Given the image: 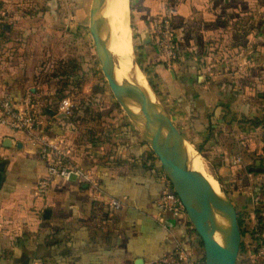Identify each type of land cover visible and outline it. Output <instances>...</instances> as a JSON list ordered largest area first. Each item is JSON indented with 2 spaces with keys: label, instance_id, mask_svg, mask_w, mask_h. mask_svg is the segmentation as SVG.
I'll return each instance as SVG.
<instances>
[{
  "label": "crops",
  "instance_id": "1",
  "mask_svg": "<svg viewBox=\"0 0 264 264\" xmlns=\"http://www.w3.org/2000/svg\"><path fill=\"white\" fill-rule=\"evenodd\" d=\"M130 2L154 95L215 177L231 180L225 189L246 207L249 221L241 216L250 230L254 217L264 221V171L249 170L264 166L248 140L249 133L264 131L248 122L264 118V0ZM91 5L92 0H0L8 21L0 36V96L12 94L22 103L30 92L46 138L69 149L74 163L93 168L99 178L98 189L55 181L48 194H41L40 145L0 127V166L5 168L0 264H157L184 240L204 261L187 217L160 212L167 176L157 157L124 112L99 111L103 101L113 105L116 99L104 88L89 32ZM166 19L179 47L173 69L165 67L157 49L156 24ZM64 100H75L76 109L60 110ZM47 109L68 111L75 125L97 112L117 116L106 120L116 124L92 137L78 126L76 133H65ZM111 200L121 208L114 209ZM243 243L247 256L242 252L238 264H258L249 233Z\"/></svg>",
  "mask_w": 264,
  "mask_h": 264
},
{
  "label": "water",
  "instance_id": "2",
  "mask_svg": "<svg viewBox=\"0 0 264 264\" xmlns=\"http://www.w3.org/2000/svg\"><path fill=\"white\" fill-rule=\"evenodd\" d=\"M105 2L106 0H92L89 32L101 71L111 93L136 128L138 134L157 157L164 173L171 181L173 190L180 199L186 216L203 245L204 264H237L243 243L237 207L227 196L226 189L220 182L225 193L224 196L217 194L206 180L182 163L181 156L186 144L184 137L164 109V116L161 118L148 116L146 110L147 91L140 83L136 71L132 70L131 74L128 75V79L117 80L116 62L109 58L107 54L108 31L103 15ZM47 113L57 119L58 127L65 133L73 134L77 132L74 121L66 113H59L50 109H47ZM164 133H168L167 140L164 139ZM258 165H260V162H258ZM249 170L261 173L264 171L262 167H251ZM4 180L5 168L0 166V189ZM195 188L203 190L218 207L228 210V221L199 214L193 204ZM48 214L49 211H45L44 217L48 218ZM212 222L226 232L222 244L215 243L213 240L208 229Z\"/></svg>",
  "mask_w": 264,
  "mask_h": 264
},
{
  "label": "built area",
  "instance_id": "3",
  "mask_svg": "<svg viewBox=\"0 0 264 264\" xmlns=\"http://www.w3.org/2000/svg\"><path fill=\"white\" fill-rule=\"evenodd\" d=\"M7 22L6 14L0 10V36ZM156 27L159 31L157 49L162 62L167 69H173L179 55L176 32L169 19L157 22ZM66 114L69 115V112L67 111ZM0 127L23 134L30 141L40 145V155L45 162V173L37 185L41 194H48L55 181H76L98 189L99 178L93 168L74 163L70 158L69 149L58 146L46 138L37 104L33 101L30 92L26 93L22 103H18L12 94L0 96ZM109 204L114 209H120L122 205L116 200H111ZM158 206L162 214L172 212L186 216L183 205L168 177L165 178V189L158 201ZM251 234L256 244L254 256L258 264H264V228L258 217L252 220ZM183 242L184 246L181 243L178 244L172 253L164 256L157 264H204V261L199 258V249L188 240ZM34 264L43 263L35 262Z\"/></svg>",
  "mask_w": 264,
  "mask_h": 264
},
{
  "label": "bare ground",
  "instance_id": "4",
  "mask_svg": "<svg viewBox=\"0 0 264 264\" xmlns=\"http://www.w3.org/2000/svg\"><path fill=\"white\" fill-rule=\"evenodd\" d=\"M104 12L103 15L106 22V27H107L108 35L110 36L108 38L107 54L108 57L111 59L113 57L120 59V62L118 63L117 66L116 77L117 80L122 81L124 79H128V75L131 74L132 70H135V65L133 64V62H129V60L126 58V56L130 54V50H131L130 33L128 29V23H129L128 0H106ZM136 73L138 74V79L140 83L143 85L142 78L139 76L138 71ZM144 87L147 91L146 110L148 116L152 118L163 117L164 114H162V112L159 111L158 108L160 105L158 106L156 101L150 99L151 97L149 96L148 87L146 86ZM164 139L165 140L168 139V133H164ZM181 161L184 165L189 167L198 176L206 180L217 194L224 196L225 193L223 189L219 188L216 182H214L215 181L214 172L212 169H210L207 166V162L204 159V157L196 153L187 144H185V150L182 153ZM199 189L200 188H198V192L195 191L197 194L194 193L196 196L195 199L197 202H199V204L202 203L206 207L207 203L206 200L204 199L206 194L203 192V190L201 189L199 190ZM208 197L212 199L210 196ZM219 210H221L222 212L221 213L222 217H225L228 220V215H227L228 210L223 208H220ZM219 214L220 213H217V215ZM208 229L213 237L214 242L222 244L226 237V232L224 231V229L218 227V225L213 222H212V226L209 227Z\"/></svg>",
  "mask_w": 264,
  "mask_h": 264
},
{
  "label": "rangeland",
  "instance_id": "5",
  "mask_svg": "<svg viewBox=\"0 0 264 264\" xmlns=\"http://www.w3.org/2000/svg\"><path fill=\"white\" fill-rule=\"evenodd\" d=\"M128 3H129V6H131V2L130 0H128ZM131 8V7H129ZM130 10V13H129V23H128V29H129V33H130V43H131V50H130V54H128V56H126V58L129 60V62H133V64L135 65V71L139 73V76L142 78V81H143V86H146L148 87V90H149V96L151 97L150 99L156 101L157 105L159 106L160 103L159 101L157 100L156 96L154 95L150 85L148 84V81H147V76L146 74H144V72L140 69L139 65L137 64V61L140 58V55H139V48H138V42H137V39H136V35H135V28L133 27V20H132V15H131V9ZM105 13V12H104ZM110 36L108 35V38ZM124 56V55H123ZM130 56V57H129ZM125 58V59H126ZM115 62H116V66H118V63L120 62V59L119 58H115L113 57L112 58ZM135 60V61H134ZM123 75V74H122ZM104 88L106 91H110L109 87H108V84H107V81H105V84H104ZM231 91V90H230ZM234 92L232 91V94ZM114 98V97H113ZM78 100H80L81 98H77ZM79 102V101H78ZM64 103V105H63ZM62 104V107H60L59 109L62 110H70V111H74L76 108V101L75 100H64ZM229 105L230 104H233L234 103V100L232 101H228L227 102ZM254 105V103H252ZM260 104H258L259 106ZM78 107V106H77ZM110 107H114L116 108V112L117 114L113 113V115H121L122 112H124L122 110V108L120 107V105L117 103H114L112 105V103H108L106 101H103V103L99 104L98 105V108H99V111L100 110H106ZM159 108V111L162 112V114H164V111H163V108L161 107V105L158 107ZM261 108V106H260ZM264 110V108H263ZM99 113L101 112H97V113H94V116H89V117H83V119L79 122V123H76V126H78V129L80 128V131H85V133H88L89 136H93L95 135L96 133L104 130V129H107V127H109L108 129H110L113 125L115 126L116 122H114L113 124L109 123V121H106L107 119L109 120V116L108 118H106V116L102 117V115H100ZM119 113V114H118ZM125 115V114H124ZM117 116H115V118L113 117V121L116 119ZM125 118V116H123V119ZM112 119H110V121H112ZM126 119V118H125ZM122 120V119H121ZM249 122V121H248ZM114 128V127H113ZM250 135V138L248 139L249 140V143L251 144H255L254 146V153H259V155L255 156L257 160H261L263 166H264V131H256V132H253V134L249 133ZM116 138V137H115ZM251 140V141H250ZM250 153V151H248ZM154 155V153H153ZM207 166L211 168V165L209 163H207ZM215 175V174H214ZM169 179V178H168ZM217 179L215 177V181L217 186L219 188H222V186L225 188H227V182H230L231 183V180L228 179V180H222L220 179ZM221 185H220V183ZM227 184V185H226ZM230 185H233V182L232 184ZM200 190V189H199ZM195 191L198 192V188H195L194 189V193H196ZM226 193H227V196L234 202L235 206L237 207L238 209V213L239 214H242L244 215V217L246 218V221L248 222L249 221V215L246 216L245 214V209L246 207H241L239 205V200H237V198L233 195L232 192H229L228 190H225ZM204 192V191H203ZM205 193V192H204ZM197 194V193H196ZM206 194V193H205ZM195 194L193 196V204H194V208L196 209V211L199 213V214H202V215H208V216H213V217H216L218 219H221L223 221H228L225 217H222L221 215V210H219L220 208H218L216 206V203L210 199L208 197V195L206 194L205 195V200H206V203H207V206L205 207L202 203L199 204V202L196 201L195 199ZM212 200V201H211ZM211 201V202H210ZM210 202V203H209ZM211 204V205H210ZM210 205V206H209ZM214 205V206H213ZM205 208H204V207ZM212 207V208H211ZM251 205L249 207H247V213L250 212L251 210ZM210 208V210H209ZM214 208V209H213ZM205 209V210H204ZM217 213H220L219 215H217ZM188 219V218H187ZM210 225L212 226V223H210ZM208 226L211 227V226ZM201 241V240H200ZM200 245L202 247V252L204 253V250H203V245L202 243L200 242ZM242 253L239 254V257H238V262L237 264L239 263L240 259H241V255ZM243 254H245V251L243 252ZM246 255V254H245ZM244 256V255H243ZM242 256V257H243ZM247 256V255H246Z\"/></svg>",
  "mask_w": 264,
  "mask_h": 264
},
{
  "label": "trees",
  "instance_id": "6",
  "mask_svg": "<svg viewBox=\"0 0 264 264\" xmlns=\"http://www.w3.org/2000/svg\"><path fill=\"white\" fill-rule=\"evenodd\" d=\"M137 63H138V65H139L140 69L144 72V74H146V76H147V80H148V82H149V85L152 87V89L155 90V87H154L153 81H152V79L149 77V73H148L147 69L143 66V63H142L141 59H139V60L137 61ZM249 123H250L252 126H254L255 128H257V127H261V126H264V118H263V119H254V120H252V121H249ZM93 136H94V135H93ZM240 206H241V205H240ZM241 207H243V206H241ZM254 213H255L256 215H258V214L260 213V209L256 210ZM258 219H259V221H260L262 227L264 228V221H263V219H262L259 215H258ZM238 220H239V225H240V228H241L242 236L245 237V236L248 235V233H249V235H250V237H251L250 247H251V249L253 250V254H255L256 244H255V240H254L253 237H252L251 229H250V230H247V229L244 228V221H243V218H242L241 214L239 215V219H238ZM198 239H199V238H198ZM243 248H244V243H242L240 253L243 252Z\"/></svg>",
  "mask_w": 264,
  "mask_h": 264
}]
</instances>
